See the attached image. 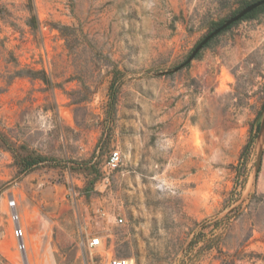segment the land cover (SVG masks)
<instances>
[{
    "label": "rangeland",
    "instance_id": "obj_1",
    "mask_svg": "<svg viewBox=\"0 0 264 264\" xmlns=\"http://www.w3.org/2000/svg\"><path fill=\"white\" fill-rule=\"evenodd\" d=\"M256 1L0 0V264H264V8L190 59Z\"/></svg>",
    "mask_w": 264,
    "mask_h": 264
},
{
    "label": "built area",
    "instance_id": "obj_2",
    "mask_svg": "<svg viewBox=\"0 0 264 264\" xmlns=\"http://www.w3.org/2000/svg\"><path fill=\"white\" fill-rule=\"evenodd\" d=\"M121 162L122 158L120 152L113 151L107 159L106 166L109 170H116L120 167ZM7 207L10 210V222L13 224L12 236L16 240V248L19 252H26V234L21 225L16 200L14 198L9 199L7 201ZM95 215L97 218L111 221L116 225H121L125 221V218L116 209L106 211L103 208H97L95 210ZM104 242V236H89L88 233H86V238L82 239L81 246L89 252L90 264H134V260L128 257H116L111 256L110 254L103 255L101 253V248L104 245Z\"/></svg>",
    "mask_w": 264,
    "mask_h": 264
},
{
    "label": "flooded vegetation",
    "instance_id": "obj_3",
    "mask_svg": "<svg viewBox=\"0 0 264 264\" xmlns=\"http://www.w3.org/2000/svg\"><path fill=\"white\" fill-rule=\"evenodd\" d=\"M261 8H264V6H261L251 12H249L248 14H246L243 18H241L240 20L233 22L232 24H230L228 27L222 29L219 33H217L216 35H214L204 46L201 47V49L195 54L194 58L199 57V55L206 49L209 48V46L213 43L216 42L218 39L220 38H226L229 37L232 39V43L234 44L236 38L239 35H236L235 32L240 33L241 31L239 30V25L245 21H250L252 20L256 14L257 11ZM239 11L234 12L232 15H230L228 18L222 20V21H217L214 23H211L204 35V37H202V39H200L195 46L193 47V50L197 47V45L208 35H210L211 33H213L216 29L220 28L228 19L232 18L233 16H235ZM234 47V46H233ZM192 50V51H193ZM192 54V52H191Z\"/></svg>",
    "mask_w": 264,
    "mask_h": 264
},
{
    "label": "water",
    "instance_id": "obj_4",
    "mask_svg": "<svg viewBox=\"0 0 264 264\" xmlns=\"http://www.w3.org/2000/svg\"><path fill=\"white\" fill-rule=\"evenodd\" d=\"M264 5V0H258L250 5H248L247 7H245L243 10H241L240 12H238L235 16H233L232 18L228 19L220 28L216 29L213 33H211L210 35L206 36L201 42L200 44L196 47V49L193 51V53L190 56V59H192L195 54L198 52V50L204 46L214 35H216L217 33H219L222 29L228 27L230 24H232L233 22H236L238 20H240L241 18H243L246 14H248L249 12L261 7Z\"/></svg>",
    "mask_w": 264,
    "mask_h": 264
},
{
    "label": "trees",
    "instance_id": "obj_5",
    "mask_svg": "<svg viewBox=\"0 0 264 264\" xmlns=\"http://www.w3.org/2000/svg\"><path fill=\"white\" fill-rule=\"evenodd\" d=\"M116 90H117V83H116L115 79H113V81L110 83V87H109V98H110L109 104L111 105L112 109H113L114 103H115ZM257 129H258V127H257ZM27 160H29V159H27ZM32 162L33 161H23V166L26 169V172L28 170H30Z\"/></svg>",
    "mask_w": 264,
    "mask_h": 264
}]
</instances>
